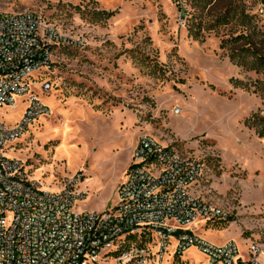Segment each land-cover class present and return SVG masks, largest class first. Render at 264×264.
Masks as SVG:
<instances>
[{"label":"rangeland","instance_id":"obj_1","mask_svg":"<svg viewBox=\"0 0 264 264\" xmlns=\"http://www.w3.org/2000/svg\"><path fill=\"white\" fill-rule=\"evenodd\" d=\"M0 10L36 12L60 34L51 89L39 92L49 114L6 150L31 177L59 189L79 176L75 210L103 212L153 136L205 162L194 192L228 217L198 234L264 243L262 0H0ZM23 99L0 119L14 125ZM187 256L204 264L195 248Z\"/></svg>","mask_w":264,"mask_h":264},{"label":"built area","instance_id":"obj_2","mask_svg":"<svg viewBox=\"0 0 264 264\" xmlns=\"http://www.w3.org/2000/svg\"><path fill=\"white\" fill-rule=\"evenodd\" d=\"M57 28L36 12L0 10V109L19 107L14 124L0 119V264H190L195 248L204 264H264V243L243 248L236 240L213 243L194 226L226 220L219 206L194 192L203 159L153 136L140 138L132 164L117 189V202L103 212L84 210L81 179L46 189L21 158L6 153L49 114L39 92L54 63Z\"/></svg>","mask_w":264,"mask_h":264},{"label":"trees","instance_id":"obj_3","mask_svg":"<svg viewBox=\"0 0 264 264\" xmlns=\"http://www.w3.org/2000/svg\"><path fill=\"white\" fill-rule=\"evenodd\" d=\"M262 2H263V4H264V0H262ZM196 38H197V36H196ZM262 61H263V65H264V58H263ZM262 119H263V121H264V118H262ZM250 126L254 127L255 125H253V123H251ZM263 129H264V127H263ZM260 136H264V132H263V131L260 133Z\"/></svg>","mask_w":264,"mask_h":264}]
</instances>
